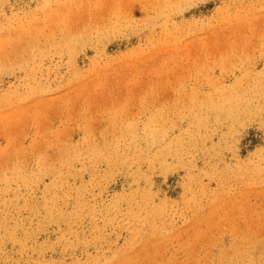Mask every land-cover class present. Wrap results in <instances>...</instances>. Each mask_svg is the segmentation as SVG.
I'll use <instances>...</instances> for the list:
<instances>
[{
  "label": "rangeland",
  "instance_id": "obj_1",
  "mask_svg": "<svg viewBox=\"0 0 264 264\" xmlns=\"http://www.w3.org/2000/svg\"><path fill=\"white\" fill-rule=\"evenodd\" d=\"M0 264H264V0H0Z\"/></svg>",
  "mask_w": 264,
  "mask_h": 264
}]
</instances>
